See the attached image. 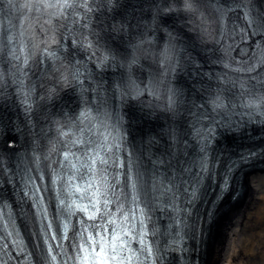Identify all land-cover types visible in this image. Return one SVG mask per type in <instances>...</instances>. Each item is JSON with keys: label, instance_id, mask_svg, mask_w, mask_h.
Wrapping results in <instances>:
<instances>
[{"label": "snow or ice", "instance_id": "1", "mask_svg": "<svg viewBox=\"0 0 264 264\" xmlns=\"http://www.w3.org/2000/svg\"><path fill=\"white\" fill-rule=\"evenodd\" d=\"M3 0H0L2 3ZM11 2V0H9ZM38 3L43 6V13L59 22L61 19L67 21L71 18L73 24L80 23L81 19L87 16L93 9L88 6V0H38ZM197 0H182L183 10L187 12H194ZM27 10V9H26ZM83 11L84 17L80 15ZM171 10V6L169 9ZM36 11H41L37 8ZM249 23L255 24L257 28L264 27V21L257 23L255 20ZM87 28L88 24L85 22L81 25ZM9 31H11L9 29ZM14 38L8 36V40L12 41ZM86 39V38H85ZM87 47L91 48L92 44L89 41ZM23 51V48H21ZM45 55L54 57V53H49L48 49H44ZM15 56V53H13ZM19 59V57H15ZM104 59H107L105 57ZM27 58L24 63L27 64ZM248 71H255L254 68H249ZM264 86V83H262ZM28 96H25V103H27ZM171 101V97L169 98ZM214 108L224 107L223 102L219 96L212 101ZM31 106L28 105V111L31 112ZM87 111H81L77 118L79 125H84V121L89 119ZM90 129L85 125L78 127L73 131L71 127L67 131L61 129L60 137L62 140V149L60 151L61 159L56 161L60 169L65 170L63 175L54 174L52 178L53 185L58 182L62 184V189L71 193L70 200L60 198V190H57L58 206L57 211L60 214L66 213L69 219H64L60 223V235L53 230V221L49 219L48 208L44 204V197L38 195L40 193V185L35 184L31 177L25 179V185L31 184V197L33 200V209L39 220L40 233L44 241V248L42 249L43 257L36 256V264H57L58 257L59 264H134L139 260V257L134 249L131 248V241L137 240L141 245V251L146 252L145 259L152 256L153 249L150 242L147 241L148 231L145 223L146 216L142 208L139 207L138 196L136 194L137 180L140 178L139 173L135 175L132 173V162L127 164L128 171L123 173L120 169L125 167L123 161L117 162L112 160L111 153L113 148L119 150V143H97L87 135ZM67 138V139H65ZM105 142L108 137H104ZM55 151V146L53 148ZM103 153V154H102ZM243 159V158H242ZM111 161V164H110ZM115 165V174L112 176V181H109L108 168ZM231 170V169H230ZM0 171H3L0 168ZM208 171V164L206 158L200 162V172ZM124 176L126 186L130 189L129 193L125 194L131 196V201L135 205L134 208L125 211L124 205L120 203L121 193L116 191L121 187V176ZM85 176L87 179L85 180ZM199 174L197 181L199 180ZM42 180L43 177L41 176ZM84 181V183H80ZM227 184V178H225ZM185 195L190 200H195L197 197V190L195 187L189 193L185 189ZM28 196V192H25ZM87 200V203L82 201ZM115 206V211L112 206ZM76 212H81L88 221L92 224L86 225L84 220H80L79 224L82 227L75 233L78 239L73 240L72 247L74 255H69L64 248L63 242L69 240V230L71 227L70 217ZM117 213L119 216H117ZM2 216V214H0ZM139 226V231L134 235V231ZM93 231H89V229ZM109 235L102 233L109 232ZM11 235V233H8ZM51 241V242H50ZM55 242V248L53 243ZM59 250V251H57ZM31 255V254H30Z\"/></svg>", "mask_w": 264, "mask_h": 264}, {"label": "bare ground", "instance_id": "2", "mask_svg": "<svg viewBox=\"0 0 264 264\" xmlns=\"http://www.w3.org/2000/svg\"><path fill=\"white\" fill-rule=\"evenodd\" d=\"M240 182L220 199L199 264H264V167L248 166Z\"/></svg>", "mask_w": 264, "mask_h": 264}]
</instances>
